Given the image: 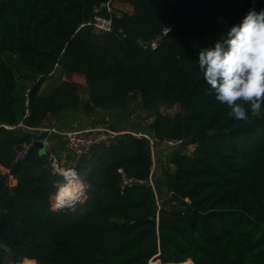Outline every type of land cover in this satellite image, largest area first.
Wrapping results in <instances>:
<instances>
[{
    "label": "trees",
    "instance_id": "1",
    "mask_svg": "<svg viewBox=\"0 0 264 264\" xmlns=\"http://www.w3.org/2000/svg\"><path fill=\"white\" fill-rule=\"evenodd\" d=\"M121 1L132 12L103 8L112 28L98 33L82 25L96 0H0V165L16 179L10 186L0 171V264H264V104L230 116L198 66V51L264 0ZM58 66L84 76L85 100L70 81L41 91ZM134 97L153 112L151 136L184 143L152 155L147 137L117 132L73 164L84 199L52 207L64 179L35 143L45 133L18 124L123 110ZM162 102L179 110L169 115ZM156 152L168 159L157 176ZM123 174L133 181L123 185Z\"/></svg>",
    "mask_w": 264,
    "mask_h": 264
},
{
    "label": "clouds",
    "instance_id": "2",
    "mask_svg": "<svg viewBox=\"0 0 264 264\" xmlns=\"http://www.w3.org/2000/svg\"><path fill=\"white\" fill-rule=\"evenodd\" d=\"M198 66L215 99L228 106L230 116L247 119L249 108L260 109L264 104V8H250L221 39L199 50ZM86 187L75 176L60 182L56 207L75 199Z\"/></svg>",
    "mask_w": 264,
    "mask_h": 264
},
{
    "label": "rangeland",
    "instance_id": "3",
    "mask_svg": "<svg viewBox=\"0 0 264 264\" xmlns=\"http://www.w3.org/2000/svg\"><path fill=\"white\" fill-rule=\"evenodd\" d=\"M113 11L115 13H122V12H132V6L129 4H125L121 0H113ZM8 61L14 68L18 77L20 76L19 68L17 66V62L12 57H8ZM70 81L78 86V92L82 100H85L87 97V90H86V81L84 76L80 73H75L70 77H66L62 71V69L58 66L55 71L48 77L47 81L44 82L42 85V92H47L51 89L52 86L58 85L61 82ZM159 109L169 115L175 114L179 110V106L177 103L169 104V103H160ZM153 112L144 110L140 107V100L137 97L132 98L127 107L123 110L117 109H96V111L89 115L84 113L83 111H64L60 115V120L58 125L53 126L56 130H66L67 129H88L91 125H98L99 127L109 128L115 132H125L130 131L134 134H141V135H149L151 136V130L149 128V124L153 118ZM146 137V136H145ZM192 145L189 144L185 147L186 151H190L192 149ZM155 153V151H154ZM158 152L155 154V160L153 161V171L157 175H159L162 167L168 165V159L165 157L162 159L157 155ZM67 161L71 160V156L64 152L63 154ZM153 158V157H152ZM64 164H67L66 162ZM154 184L153 180L151 181ZM155 192H158V189H155ZM165 195V189L163 188L160 192L157 193V203L159 204V200L161 196ZM54 196V195H53ZM85 196H80L79 200H83ZM52 198V197H51ZM52 207L53 206L51 200ZM153 259L149 260V264H152ZM21 262V261H20ZM17 262L16 264H19ZM161 264L159 259H155L154 264ZM23 263V261H22ZM21 263V264H22Z\"/></svg>",
    "mask_w": 264,
    "mask_h": 264
},
{
    "label": "built area",
    "instance_id": "4",
    "mask_svg": "<svg viewBox=\"0 0 264 264\" xmlns=\"http://www.w3.org/2000/svg\"><path fill=\"white\" fill-rule=\"evenodd\" d=\"M113 0H105L100 5H97L94 8V14L90 20L83 23L82 25L89 24L93 27V29L98 33H103L110 31L112 28V19L110 16L101 12L103 8L106 9L107 12H113ZM158 39L152 40L149 44L152 49L156 48ZM28 114V110H25V115ZM18 125L22 126L23 128L34 129L36 133H45V136L42 139L36 140H44L46 150L48 151V156L50 159V165L52 171L58 175H61L64 180H67L68 177L66 174H69L72 177H78V172L73 165L76 160H78L82 155L86 154L94 145L100 142H108L113 139L115 131L104 128V127H95V128H88V129H66V130H56L54 127L49 126H42L37 128H30L26 126L24 123L20 122ZM8 128H12L15 126L5 125ZM57 133L62 136L63 146L66 153H68L72 158L71 160L67 161L63 158L64 162L60 157L56 154V151L52 147L50 143V134ZM141 135V134H138ZM149 140L151 154L154 155V151L161 146V147H177L181 146L184 141L183 139L179 138H172V137H154L149 135H144ZM31 143H24L20 149L17 150L15 160H21L25 157L28 150L30 149ZM153 157V156H152ZM154 159V157H153ZM67 164H64V163ZM118 171L123 172L121 168H118ZM10 176H13L9 174ZM80 179V178H79ZM133 181L131 177L126 175H122V184H129ZM151 181V180H150ZM83 195V193L79 194L77 199ZM82 201V200H80ZM59 208V207H56Z\"/></svg>",
    "mask_w": 264,
    "mask_h": 264
},
{
    "label": "crops",
    "instance_id": "5",
    "mask_svg": "<svg viewBox=\"0 0 264 264\" xmlns=\"http://www.w3.org/2000/svg\"><path fill=\"white\" fill-rule=\"evenodd\" d=\"M125 4H128V3H125ZM73 74H75V73H73ZM59 120H60V117H53V118L48 117V119L45 121V123L43 125H44V127H46V126L53 127V126L58 125ZM95 127H99V126L98 125H91L88 128H95ZM49 136H50V143H51L52 147L54 148V150L56 151V154L64 162L63 158H65V156L63 154H64L65 150H64V146H63L62 136L60 134H57V133H51ZM45 150H46V146H45ZM0 171L2 173H8L9 172V170L3 165H0ZM7 182L10 186H12L16 183V179L13 176H10L8 173Z\"/></svg>",
    "mask_w": 264,
    "mask_h": 264
},
{
    "label": "water",
    "instance_id": "6",
    "mask_svg": "<svg viewBox=\"0 0 264 264\" xmlns=\"http://www.w3.org/2000/svg\"><path fill=\"white\" fill-rule=\"evenodd\" d=\"M104 1L105 0H96V4L97 5H100ZM35 143L39 146V149H40L41 152H44L45 151V141L44 140H36ZM79 202H81V201L76 198V200H73L72 202H69V203H65L63 205H60L59 208L72 207V206L78 204Z\"/></svg>",
    "mask_w": 264,
    "mask_h": 264
},
{
    "label": "bare ground",
    "instance_id": "7",
    "mask_svg": "<svg viewBox=\"0 0 264 264\" xmlns=\"http://www.w3.org/2000/svg\"><path fill=\"white\" fill-rule=\"evenodd\" d=\"M66 176L68 177V178H71V176L69 175V174H66ZM80 194V193H79ZM78 194V195H79ZM78 195H77V197H78ZM76 197V198H77ZM76 198L75 199H72V200H68V201H66L65 203H69V202H72L73 200H76ZM52 200H53V203H54V206H56V194L52 197ZM64 203V204H65ZM22 264H37L36 263V261H34V260H25V261H23V263Z\"/></svg>",
    "mask_w": 264,
    "mask_h": 264
}]
</instances>
